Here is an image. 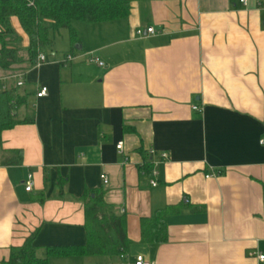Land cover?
Returning a JSON list of instances; mask_svg holds the SVG:
<instances>
[{
	"label": "crops",
	"instance_id": "1",
	"mask_svg": "<svg viewBox=\"0 0 264 264\" xmlns=\"http://www.w3.org/2000/svg\"><path fill=\"white\" fill-rule=\"evenodd\" d=\"M10 23L26 50L30 38L20 20ZM151 27L159 33L138 36ZM74 28L79 42L66 30L58 50L53 43L49 55L43 51L46 63L16 66L10 75L0 70L25 97L16 114L27 121L0 142V264L35 232L39 246L86 243L84 198L91 191H103L126 216L131 264L139 256L155 264H258L252 252H264V0H133L127 19ZM90 53L104 66L88 62ZM68 55L76 59L64 62ZM41 86L48 96L37 98ZM18 152L20 165L3 164ZM162 152L168 161H157ZM213 172L221 173L207 178ZM166 208L180 210L167 219L168 240L142 241L141 220ZM119 263V256L50 258Z\"/></svg>",
	"mask_w": 264,
	"mask_h": 264
},
{
	"label": "trees",
	"instance_id": "2",
	"mask_svg": "<svg viewBox=\"0 0 264 264\" xmlns=\"http://www.w3.org/2000/svg\"><path fill=\"white\" fill-rule=\"evenodd\" d=\"M133 0H0V70L16 71V66H36L38 57L51 47L62 30L70 32L74 44L79 36L75 22L88 24L127 19ZM17 17L30 38L25 50L11 26ZM6 86V87H5ZM26 102L13 83L0 79V142L5 131L27 122L16 112ZM22 153L6 159L4 165H20ZM87 241L84 244L39 246L36 232L21 246L13 247L2 264H50L53 256H118L128 250L127 219L107 204L103 191L87 192L85 198ZM178 208L158 210L152 218L141 220L142 241L164 243L168 240L167 219L179 213Z\"/></svg>",
	"mask_w": 264,
	"mask_h": 264
},
{
	"label": "built area",
	"instance_id": "3",
	"mask_svg": "<svg viewBox=\"0 0 264 264\" xmlns=\"http://www.w3.org/2000/svg\"><path fill=\"white\" fill-rule=\"evenodd\" d=\"M262 1V0H260ZM242 2L247 5L248 0H242ZM159 32L151 27L148 28L146 30H138L137 34L140 37H147V36H154L157 35ZM88 58V62L90 63H94L100 67L104 66V63L96 56H94L92 53L87 54L86 55ZM76 58L73 55H68L66 56V58L64 59V62H72L73 60H75ZM47 62V56L44 53H41L38 57V62L36 66H40L44 63ZM16 79H18V83L17 86L18 87H22L24 86V76L23 74H17L14 76ZM37 98H44L46 96H48V88L45 86H41L39 87L38 91H37ZM194 110H199L198 107H194ZM261 144L264 145V140L261 141ZM117 149L119 152L123 153L124 151V143L120 142L117 146ZM158 153L156 152V150H151L150 151V155L155 157ZM159 159H157L158 162H166L169 160V155L166 152H162L159 154ZM158 162H155L154 164H158ZM221 172H213L212 174H209L207 176V178H212V177H217L220 175ZM156 176L157 173L153 172V180H151V185L156 187L158 185V181L156 180ZM102 180L104 182L105 185H107L109 183V179L108 177L103 174L102 175ZM25 188L27 192H32L33 188H34V179H33V175H29L26 182H25ZM188 200H186L187 202ZM252 255L257 259L258 264H264V252L261 249H256L255 251L252 252ZM119 259H120V263L119 264H131L130 259H129V255L127 254L126 251L122 252L121 254L118 255ZM134 264H155L152 261H148L146 259H144L142 256H139L135 259Z\"/></svg>",
	"mask_w": 264,
	"mask_h": 264
},
{
	"label": "rangeland",
	"instance_id": "4",
	"mask_svg": "<svg viewBox=\"0 0 264 264\" xmlns=\"http://www.w3.org/2000/svg\"><path fill=\"white\" fill-rule=\"evenodd\" d=\"M75 24V23H74ZM61 32H63V33H61ZM66 30H62V31H60L57 35H56V37H55V39H54V43H55V45L53 46V48H55V50H58L59 48H60V45L62 44V41H63V39H64V36H66ZM62 35H61V34ZM19 37V40H20V46H21V48H23V45H24V39H22V37H20V36H18ZM52 48V47H51ZM44 53V52H43ZM46 55H49V53H50V50H46ZM13 71H8V72H5V74L6 75H10L11 73H12Z\"/></svg>",
	"mask_w": 264,
	"mask_h": 264
}]
</instances>
